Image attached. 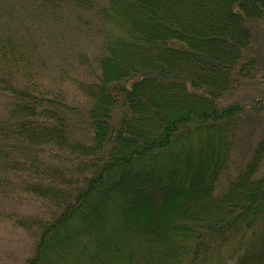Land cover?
I'll use <instances>...</instances> for the list:
<instances>
[{"label": "trees", "instance_id": "16d2710c", "mask_svg": "<svg viewBox=\"0 0 264 264\" xmlns=\"http://www.w3.org/2000/svg\"><path fill=\"white\" fill-rule=\"evenodd\" d=\"M2 11L0 220L34 241L22 264H264V131L217 186L249 108L221 100L256 62L264 0H0ZM37 22L39 40L96 39L99 73L74 79L78 115L43 82L46 50L15 29Z\"/></svg>", "mask_w": 264, "mask_h": 264}, {"label": "rangeland", "instance_id": "374dc122", "mask_svg": "<svg viewBox=\"0 0 264 264\" xmlns=\"http://www.w3.org/2000/svg\"><path fill=\"white\" fill-rule=\"evenodd\" d=\"M26 4L27 2L25 6ZM7 9L10 11L9 6H7ZM62 12H64V15L66 14L65 16L71 22L77 21V18L72 13H67L68 11L66 10ZM5 14V11L0 13L3 19H5ZM28 14L27 11L26 13H20L18 20L25 23L31 17ZM35 18L33 16V19ZM8 21L12 22L11 18H8ZM44 21L45 19H43V23ZM259 23L254 30L252 42L249 46V53L254 56L256 61L254 62L251 73L243 83V85L245 84L244 86L238 87V89L227 94L221 100L223 105L239 102L249 107L237 116L234 131L231 136L228 135L227 137L228 148H230L229 166L222 176H220L217 185L222 188L225 186L226 181L235 175L243 163L250 158L256 140L261 137L264 131V102L254 104L256 100L264 99V18ZM37 24L39 27L41 26V23L37 22ZM54 24L57 23L49 19L47 26L51 29ZM15 29L20 30L21 36H25V39L28 38L27 41L34 45L31 50L35 52L36 56L45 57V55L39 52L38 46L46 50V55H48L46 56V60L48 63L46 64L47 72H44L43 82L44 84L48 83L61 89L65 101L75 107L74 111L78 115V110L80 112V109L84 108L85 104H83L84 97L78 92L79 90L76 88L74 79L81 77L93 79L96 77L94 76L95 73H99V71L97 72L98 67L94 56L91 55L93 54L91 52L94 49L96 39L92 38V36L89 39L86 38L87 36L85 34L80 36L75 33L76 39L72 38L67 31H61L56 34L47 32V36H40L39 40V35H37L38 31L45 33L43 26L38 28L37 25L35 26L33 24L30 26L28 24L21 30V26L17 25ZM86 34L89 33L87 32ZM33 40H36V42ZM40 60L43 61L41 58ZM59 67L63 70L62 75H58L57 73L58 71L56 69ZM64 71L66 73L65 75L63 74ZM257 175H264V157L257 171ZM4 206L9 208L11 205H8L6 202ZM25 209L27 210V208ZM15 210L18 213L22 211L25 213L26 211L21 207H16ZM33 242L32 238L26 232L12 225L9 220H0V264H22L31 255ZM236 247V243L222 247L220 250L222 260L230 259V255L234 257V253L237 251Z\"/></svg>", "mask_w": 264, "mask_h": 264}]
</instances>
